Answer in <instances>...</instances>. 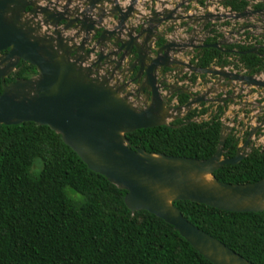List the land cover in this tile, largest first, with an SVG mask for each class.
Segmentation results:
<instances>
[{
  "label": "water",
  "instance_id": "95a60500",
  "mask_svg": "<svg viewBox=\"0 0 264 264\" xmlns=\"http://www.w3.org/2000/svg\"><path fill=\"white\" fill-rule=\"evenodd\" d=\"M72 1L76 0H68L67 5ZM77 1L96 10L94 20H87L85 10L79 12L81 18L72 17L78 7H66L63 12L56 10L57 16L48 23L51 19H37L39 13L47 14L46 7L39 8L28 0H0V124L32 121L50 127L90 169L126 190L125 203L132 211L144 209L162 218L213 264H254L194 225L174 202L189 200L233 212L264 211V177L249 183H227L214 176L222 166L238 164L250 154L252 137L262 126L249 131L232 157L225 156L230 130L223 126L217 150L206 159L133 148L126 134L169 125L176 111L181 116L180 112L207 100L211 87L194 98L187 92L191 99L182 107L168 106L166 99L171 94L186 90L177 86L178 81L170 83L176 72L177 80L187 69L216 77L224 88L237 83L242 92L244 87L264 90V73H240L231 70V64L202 68L183 60L182 54L190 48L235 52L223 49L230 45L225 37L206 43L207 38L199 39L196 28L188 30L193 25L192 17L185 13L188 6L183 2L170 5L168 1L150 0L154 7L145 13L146 7L138 5V0ZM28 5L32 6L33 17L23 21ZM178 9L184 15L174 16ZM258 13L264 16L263 10L246 8L216 15L215 21L222 17L247 21L251 17L255 22L245 28L257 30L259 26L264 28V19L257 17ZM209 17L214 15L197 16L196 21ZM60 20L65 24L59 27ZM178 20L185 22V35L174 27ZM70 27L86 31V37L76 42L78 35L65 33ZM213 29L225 34L218 24L207 30L206 37L212 36ZM88 34L96 36L90 49ZM258 49L255 46L241 54L258 53ZM21 61L36 67L37 74L6 82ZM239 95L214 101L224 103Z\"/></svg>",
  "mask_w": 264,
  "mask_h": 264
},
{
  "label": "trees",
  "instance_id": "16d2710c",
  "mask_svg": "<svg viewBox=\"0 0 264 264\" xmlns=\"http://www.w3.org/2000/svg\"><path fill=\"white\" fill-rule=\"evenodd\" d=\"M225 4L241 11L247 0ZM257 7L264 8V0ZM260 54L240 56L249 73H264V48ZM215 62L228 63L222 52L206 48L198 64ZM19 67L17 77L36 73L29 63ZM187 99L182 95L180 103ZM227 103L209 120L189 121L208 112L203 105L173 121L174 127L141 128L126 135L133 148L206 159L217 150ZM238 143L232 131L225 156H234ZM214 176L227 183L260 180L264 146L254 145L240 163L224 165ZM125 194L90 169L50 127L32 121L0 124V264H213L162 218L144 209L132 211ZM174 204L194 225L254 264H264V211H226L189 200Z\"/></svg>",
  "mask_w": 264,
  "mask_h": 264
},
{
  "label": "flooded vegetation",
  "instance_id": "af4514ba",
  "mask_svg": "<svg viewBox=\"0 0 264 264\" xmlns=\"http://www.w3.org/2000/svg\"><path fill=\"white\" fill-rule=\"evenodd\" d=\"M28 1H32L35 3V5L39 8L42 7H46L48 11L47 14L45 15L44 12L43 13H39L38 14V18L39 20L44 21L45 19H51L48 23H51L52 19L57 16L56 14V10L59 12H63L65 11L66 7H69L70 9L74 10L75 7H78L77 13H74L72 17H82L79 15V12H83L85 10V14L87 16V20L91 21L94 20V12H96V10H94L93 7H91L90 5H82L80 4V1H72L71 5H67V1L68 0H28ZM147 1V3H146ZM161 1H168V3L170 5H176L175 3H184L185 5L188 6V9L185 13H188V15H190L192 17V21L191 23L193 24L188 30H191L192 27L197 29L198 32V37H200L199 39H203V38H207L206 39V43H215L219 40H222L224 37L226 38L227 41L230 42L229 46H223V49H228V50H233L235 52H228L226 50H219L220 52H222L224 54V59H226L228 61V63L226 64H217L216 62L211 64L208 67H213V68H217L219 66H226L227 64H231V70H236L237 72L240 73H249L248 69L244 66V64L240 61V56L244 55L241 54V52L246 51L248 49H252L255 46H258V53H254V54H260V49L264 48V28H260V26L257 28V31L259 30V32H257L256 30H252L251 28H245L246 25H250L251 23H254L255 21H253L252 19H248L250 21L245 22V20H230V19H225L226 17H222L221 21L217 22L215 21V17L216 15H223V14H230L231 12H241L244 9L248 8L250 10H263L264 8H259L257 7V5L259 3L262 2V0H247V5L244 9H242L241 11H233L232 8L229 6H226L225 2L226 0H161ZM175 2V3H174ZM211 3H213L211 5ZM146 7L145 9V13H149L151 11V9L154 7V4L151 5L150 0H138V5H143ZM167 8L172 9V6H167ZM140 9V8H138ZM182 9V8H181ZM181 9H178L173 15L174 16H180V15H184L181 14ZM196 9L198 11H196ZM32 10V6L28 5L25 8V17L23 16L21 19L23 21H27L30 18L33 17V14H31ZM207 13H210L212 15H214V17H209L207 20H203V21H199L197 22V16H203ZM50 15V18L49 16ZM196 16V17H195ZM257 17H261L262 15H260L259 13L256 14ZM255 15H253V17H256ZM27 17V18H26ZM90 18V19H89ZM108 18V17H105ZM212 18V19H211ZM262 18L264 19V16H262ZM211 19V20H210ZM210 20V21H209ZM179 22V23H178ZM231 22V23H230ZM63 24H65L64 20H60L58 25L59 27L62 26ZM185 22L178 20L176 24H174V27L177 28L178 31L177 33H183L181 35H185L186 32V27L184 26ZM218 24H221V26H223L225 31V34H220L218 33L217 29H213L211 31V35L209 37H206L208 35L207 30L212 28V27H216ZM259 24V23H258ZM75 25V24H74ZM47 26V25H46ZM46 26L44 25V30L46 29ZM229 27V28H228ZM233 27V28H232ZM71 29L67 32H65L66 34L69 35H78L75 41L80 43V39H82L83 37H86V31L84 30H77L74 27H70ZM54 30V27L51 26L49 31L52 32ZM231 32H234V35H230ZM256 32V34H255ZM89 35V34H88ZM224 35V36H223ZM88 37V36H87ZM89 46L88 49H90L93 44H95V39L96 36H92L89 35ZM240 46H245L247 47L246 49L242 50ZM106 49V48H105ZM204 49L203 48L201 50L198 49H194V48H190V50L184 54H182V59L185 61H188L194 65H197L198 67H202L198 64L199 59L203 56L204 54ZM208 49V48H207ZM213 49V48H212ZM218 50V49H217ZM108 52H110L109 50H106ZM112 51V50H111ZM229 54V55H228ZM112 58H114V56H112ZM126 61V60H125ZM125 61H123V66L125 65ZM25 63H29V62H25V61H21L18 66L16 67V69L14 70V72L7 77L6 82H10L13 81L17 78H21V77H17L15 75V73H17V71L20 69L19 66H24ZM30 64V63H29ZM202 68H206V67H202ZM36 69V67H35ZM173 72V71H172ZM37 74V69H36V73H33L30 75V77L34 76ZM180 77L177 80V72L174 73V75L170 78V83H175L176 81H178L177 86H180L181 88H186L185 91L183 90H179V91H175L173 94H171L167 99V105L171 106V107H182L184 106L186 103H188V101L191 99V96L188 93L192 94V98L196 97L197 95H202L199 93H195L196 88L200 85H203V81L205 80V82L208 80L210 75L207 74H202V73H196L190 70L185 69V71L182 74H179ZM11 76H14L13 80L7 81L8 78H11ZM226 89V88H224ZM188 92V93H187ZM205 94V93H204ZM182 95H187L188 99L186 102L184 103H180V98L182 97ZM222 97V95L220 96ZM220 97H210L209 95L207 96V100L201 103H197L194 104V106L190 109H197L200 110L202 108V106L204 105L205 107H210L213 108L214 106H216V109L219 105H224V103H219V102H215L214 99L215 98H220ZM190 111H185V114L182 116H178L179 113H177V111L175 112V119H170L169 120V125H171V123L177 119H185L186 115L190 112ZM209 111V110H208ZM205 115V114H204ZM201 116V115H200ZM223 117V116H222ZM209 120V119H208ZM189 121H198L196 117H193L192 119H190ZM222 121V118H221ZM223 123V122H222ZM173 126V125H172ZM260 129V128H259ZM259 129L257 130L256 134H254L253 136L257 135L259 132ZM236 135V134H235ZM249 135V132L248 134ZM246 135V136H247ZM237 136V135H236ZM238 138V137H237ZM239 139V138H238ZM247 139V138H246ZM245 139V140H246ZM244 140V141H245ZM240 141V140H239ZM254 146V145H253ZM252 146V147H253ZM238 147H239V143H238Z\"/></svg>",
  "mask_w": 264,
  "mask_h": 264
},
{
  "label": "rangeland",
  "instance_id": "374dc122",
  "mask_svg": "<svg viewBox=\"0 0 264 264\" xmlns=\"http://www.w3.org/2000/svg\"><path fill=\"white\" fill-rule=\"evenodd\" d=\"M212 4L213 3H211V5ZM248 21L250 20L245 22ZM257 32H259V30ZM210 87L212 88V92L209 96L212 98L220 97L221 95L226 96L240 93L238 98L228 101L225 105V113L222 117L223 126L230 130L227 132L230 134L233 131L239 138V146H241L244 140L249 136L247 135L248 132L256 126L262 127H260L258 134L252 137V145L264 146V94L260 93L264 90L255 87H244L242 88V92L237 83H233L224 89L223 85L221 86L218 83L216 77L209 76L208 80L204 82L203 85L196 88L195 93H206L210 90ZM185 111L186 110L180 112V114L183 116ZM215 112L216 106L213 108L210 107L205 115L196 116V118L198 121L208 120Z\"/></svg>",
  "mask_w": 264,
  "mask_h": 264
},
{
  "label": "bare ground",
  "instance_id": "6f19581e",
  "mask_svg": "<svg viewBox=\"0 0 264 264\" xmlns=\"http://www.w3.org/2000/svg\"><path fill=\"white\" fill-rule=\"evenodd\" d=\"M204 180H205V181H209V177H208V176H205V177H204Z\"/></svg>",
  "mask_w": 264,
  "mask_h": 264
}]
</instances>
